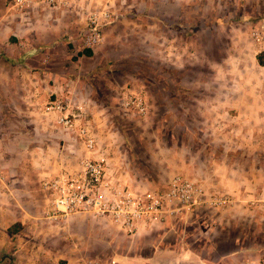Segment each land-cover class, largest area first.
Returning a JSON list of instances; mask_svg holds the SVG:
<instances>
[{
  "label": "crops",
  "instance_id": "0c3cea01",
  "mask_svg": "<svg viewBox=\"0 0 264 264\" xmlns=\"http://www.w3.org/2000/svg\"><path fill=\"white\" fill-rule=\"evenodd\" d=\"M33 7L30 15L38 24L30 30L14 23L24 12L0 0L4 264H13V257L15 264H79L86 257L116 264H246L263 258L264 0H69L60 10ZM106 8L118 21L104 30L101 45L83 49L88 15ZM254 30L263 34L260 41ZM132 32L139 42L131 40ZM126 33L132 58L143 48L146 67L177 69L162 74L168 79L161 89L162 114L177 112L176 155L167 156L171 174L202 184L208 195L233 198L226 209L203 205L153 232L143 227L136 237L86 214L46 220L49 199L42 188L46 178L76 168L81 158L119 164L131 179L141 177L104 131L109 105L99 88L105 87L101 76L112 78L126 66L117 59L119 37ZM21 35L30 43L19 41ZM86 50L93 55H84ZM79 63L85 74L77 71ZM94 73L96 91L87 81ZM56 100L72 103L67 114L83 116L77 127L90 120L97 151L86 148L79 129L58 124V113L47 112Z\"/></svg>",
  "mask_w": 264,
  "mask_h": 264
},
{
  "label": "built area",
  "instance_id": "2783aa9c",
  "mask_svg": "<svg viewBox=\"0 0 264 264\" xmlns=\"http://www.w3.org/2000/svg\"><path fill=\"white\" fill-rule=\"evenodd\" d=\"M45 4L60 10L69 6V0H10V8L25 12L35 5ZM119 16L110 9L91 12L87 17V30L82 38L83 49H95L105 39L104 30L117 22ZM256 41L262 39L261 33L254 30ZM71 102L56 100L47 105V112L58 113L57 122L66 128L79 129V138L90 152L99 149L94 126L86 119L85 125L77 127L83 118L81 114H67ZM125 108L146 115L147 98L142 94L131 93L126 96ZM0 179L3 173L0 169ZM42 188L47 192L49 203L44 218L58 222L77 214H86L96 220L113 223L119 230L136 237L145 227L155 231L169 220L190 214L203 205L215 209L231 206V196L216 192L208 195L206 188L181 174L172 176L165 188L152 189L143 180L131 179L130 173L119 164H109L105 160L81 158L76 168L65 167L57 175L46 178ZM79 264H116L99 258H85ZM246 264H264V257L248 261Z\"/></svg>",
  "mask_w": 264,
  "mask_h": 264
},
{
  "label": "rangeland",
  "instance_id": "374dc122",
  "mask_svg": "<svg viewBox=\"0 0 264 264\" xmlns=\"http://www.w3.org/2000/svg\"><path fill=\"white\" fill-rule=\"evenodd\" d=\"M33 8L32 6L24 13L22 12L23 14L19 16L20 20L14 18V23L24 22L25 27L31 30L34 25L38 24L35 17L30 15V11H32ZM5 9L7 10V7L4 8V10ZM9 25H12L11 21ZM56 26L59 27V24ZM34 27L36 28V26ZM130 31H133L132 28ZM31 32L33 35L34 32L30 31V33ZM128 35L126 33L119 37L118 49L121 51L117 53L119 56L117 59H123L126 62V66L116 68L118 72L112 78L108 75L105 78L101 76L102 80L100 82L105 86H99L100 89H103L101 101L102 103L104 102L105 105H109L107 116H103V119H106L104 131L106 134L110 133L113 135L118 145L120 155L123 157L125 156V163H130L132 165L131 168L136 170V173L141 176L138 178L139 180H143L144 182L148 181L152 189L163 188L161 184H165L168 181L167 174H171L172 171L170 170V159H168L167 156L170 155L174 157L176 155L178 132L176 127L177 117L175 114L177 112H175V109L165 110L162 114V81L168 79L166 76L162 77V74L165 72L176 74L177 69L174 67L160 66L146 67V58L144 56L146 52L143 48L141 50L138 49V51L135 52V57L132 58V51H128L132 46V43L127 39ZM129 36H131V40L135 41L136 39L137 42H139L138 40L140 37L138 34L132 32ZM18 38L19 41L24 40L23 42L30 43V40L24 35ZM136 45L139 44L136 43ZM70 58V60L76 61L78 56H72ZM81 67L82 63L76 64L77 71L85 74L88 69L86 67L84 69ZM174 77L172 78L174 79ZM83 79H77L81 82V85L85 84ZM73 80L75 81V79ZM95 80L97 79L94 73L89 76L87 81L96 91L94 85ZM168 81L170 82V80ZM163 82L166 84V81ZM173 84H175L174 81ZM131 93L142 94L147 98L149 108L146 115L125 108V98ZM166 102L167 100H165V103ZM170 111L171 113L169 114ZM171 175L174 176L176 174L172 173ZM145 176L148 179H146ZM161 176H163L164 179H162ZM15 261L16 259L13 257L12 263L15 264ZM0 264H4V227H0Z\"/></svg>",
  "mask_w": 264,
  "mask_h": 264
},
{
  "label": "trees",
  "instance_id": "16d2710c",
  "mask_svg": "<svg viewBox=\"0 0 264 264\" xmlns=\"http://www.w3.org/2000/svg\"><path fill=\"white\" fill-rule=\"evenodd\" d=\"M84 55H86V56H91V55H93V54H92L91 51L86 50V51L84 52ZM260 61H261V59H260ZM261 62L263 63V61H261ZM16 229H17V227L12 228V229L9 231V233H10V234H14L13 231L16 230Z\"/></svg>",
  "mask_w": 264,
  "mask_h": 264
}]
</instances>
